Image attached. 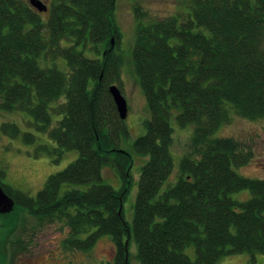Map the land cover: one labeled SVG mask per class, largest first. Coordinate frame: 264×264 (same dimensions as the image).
I'll return each instance as SVG.
<instances>
[{"label": "trees", "instance_id": "1", "mask_svg": "<svg viewBox=\"0 0 264 264\" xmlns=\"http://www.w3.org/2000/svg\"><path fill=\"white\" fill-rule=\"evenodd\" d=\"M181 4L185 16L153 18L134 0L131 62L149 117L134 142L146 160L128 223L132 160L120 149L128 130L109 93L123 61L115 0H49L44 12L29 0H0V116L32 117L53 145L37 144L35 156L57 163L65 151L77 152L35 197L4 184L2 171L0 186L14 210L66 227L65 250L89 251L106 236L114 246L109 264H129L131 242L138 264H217L240 253L255 264L264 253V179L237 174L249 155L216 136L231 113L264 118V0ZM173 125L191 128V142L170 179ZM0 134L37 141L10 121ZM107 166L119 189L104 183ZM242 191L249 197H232Z\"/></svg>", "mask_w": 264, "mask_h": 264}, {"label": "rangeland", "instance_id": "2", "mask_svg": "<svg viewBox=\"0 0 264 264\" xmlns=\"http://www.w3.org/2000/svg\"><path fill=\"white\" fill-rule=\"evenodd\" d=\"M49 6V0H40ZM145 12L153 18H164L173 14H183L189 8L181 4V0H138ZM116 19L121 32L117 53L122 57L119 83H114L127 103V116L124 123L128 136L120 140V149L131 157L130 175L132 182L123 203V215L128 223L132 222L137 181L141 166L146 157L139 155L134 149L137 137L145 131L144 122L149 113L142 91L131 62V50L135 36V20L133 14L134 0H115ZM88 57L93 56L87 52ZM58 116L53 115L55 121ZM14 122L21 132L35 134V144L25 143L21 137L11 138L0 134V172L4 176L1 181L14 189L35 197L41 190L50 174L64 169L77 157L74 150L65 151L57 163H53L48 155H34L37 144L53 146L43 134L34 130L32 117L26 113H10L0 116V124ZM173 141L171 154L174 169L170 179H175L179 158L188 153L191 142V128H179L173 125ZM217 137L234 139L240 151L249 155L247 163L235 168L237 174L252 178L264 179V118L248 120L231 113L228 124L222 125L216 132ZM102 179L113 189L121 187V180L112 167H104ZM234 199L244 200L249 197L248 191L232 195ZM14 210L7 215L0 214V264H109L114 257V246L111 240L103 236L89 251H68L62 246L68 235V229L62 224L48 223L31 216L26 210ZM129 264H138L134 242L128 246ZM186 253L193 258L192 248ZM246 253L223 257L217 264H247ZM255 264H264V253L256 255Z\"/></svg>", "mask_w": 264, "mask_h": 264}, {"label": "water", "instance_id": "3", "mask_svg": "<svg viewBox=\"0 0 264 264\" xmlns=\"http://www.w3.org/2000/svg\"><path fill=\"white\" fill-rule=\"evenodd\" d=\"M30 5L39 12L46 11V6L40 0H29ZM111 48H113V39L111 40ZM109 93L112 97L117 114L121 120L127 116V103L120 90L116 85H110ZM14 200L9 197L0 186V214H10L14 209Z\"/></svg>", "mask_w": 264, "mask_h": 264}]
</instances>
